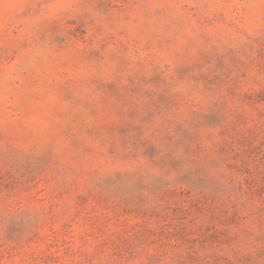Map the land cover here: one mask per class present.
Segmentation results:
<instances>
[{
	"label": "rangeland",
	"instance_id": "rangeland-1",
	"mask_svg": "<svg viewBox=\"0 0 264 264\" xmlns=\"http://www.w3.org/2000/svg\"><path fill=\"white\" fill-rule=\"evenodd\" d=\"M0 264H264V0H0Z\"/></svg>",
	"mask_w": 264,
	"mask_h": 264
}]
</instances>
